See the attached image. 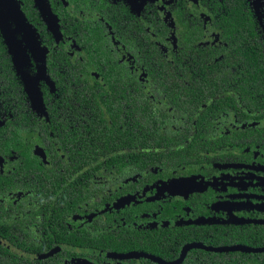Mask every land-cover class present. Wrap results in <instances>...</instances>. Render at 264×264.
I'll return each mask as SVG.
<instances>
[{
	"label": "flooded vegetation",
	"instance_id": "flooded-vegetation-1",
	"mask_svg": "<svg viewBox=\"0 0 264 264\" xmlns=\"http://www.w3.org/2000/svg\"><path fill=\"white\" fill-rule=\"evenodd\" d=\"M263 69L264 0H0V264H264Z\"/></svg>",
	"mask_w": 264,
	"mask_h": 264
},
{
	"label": "trees",
	"instance_id": "trees-1",
	"mask_svg": "<svg viewBox=\"0 0 264 264\" xmlns=\"http://www.w3.org/2000/svg\"><path fill=\"white\" fill-rule=\"evenodd\" d=\"M241 1V3H243L245 0H240ZM238 11V13H237V17H242V16H246V17H249L250 16V10H249V8L246 6V8H245V10H244V14H243V11L241 10V9H239L238 10V7H235V9H234V11ZM237 22L239 23L240 22V19H238L237 21H233V23H232V27H231V36L233 37V38H236V34L235 33H237L236 32V30H237ZM232 46H230V48H231ZM188 54V51H187V49H183V51H180V56L182 57V59H183V62H184V60H185V57H186V55ZM186 61H185V63H184V65H183V63H182V69L185 67V65H186ZM180 67V68H181ZM179 68V69H180ZM172 71H173V69H172ZM170 73H172V72H169V74ZM257 73V79L259 80V76H260V79L263 81H260L261 83H264V77L262 76V75H264V69L263 70H261L260 72H256ZM173 76L174 77H176L177 76V74L176 73H174L173 74ZM213 105V103L212 104H210L209 106H208V108H207V110L209 109V108H211V106ZM230 105V104H229ZM232 106H234V104H232ZM170 107V105H168L166 108H159V107H157V106H154V108L151 110V112H153V113H155V114H157L158 115V113L159 114H170L171 112H169L168 110H167V108H169ZM138 109H142L143 110V108H142V106L140 105V104H138V103H136L135 104V110H138ZM144 111V110H143ZM99 126H101V127H106L109 123H108V121L105 119V117L104 116H102V117H100L99 118ZM150 121L149 120H147L146 121V130H147V133H149V131L151 130L152 132H153V134H159V131L158 132H156L157 130H158V127L156 126V125H154V124H151L150 125ZM127 133H129V132H127ZM152 134V135H153ZM98 136L100 137V136H102V131H100V133L98 134ZM148 138H151V139H153V140H155L156 141V143H159V141L160 140H162L163 139V137L161 136V135H158V136H151V137H146V140L148 139ZM62 139H63V141H65V144H66V149H67V153H68V155L70 156V158H71V161H76L77 160V162L79 161V162H83L84 161V159H86V158H88V157H90V156H92V153H79V152H74V151H72L71 150V147H73V143L75 142V139H80L79 138V136H75V134L74 133H72V131H69V132H67V136H65V137H62ZM48 146L50 147V148H52V142L50 141L49 143H48ZM85 162L86 163H90V161H86L85 160ZM114 163H115V167L116 166H118V165H120V166H126V161H125V152H123V153H121L115 160H114ZM74 165H77V163L76 164H74ZM94 169H96V166H94L91 170H94ZM42 171H44V169L43 168H40L39 170H36L35 171V173H36V176H37V178L39 179V180H42V181H45V180H47L50 176L48 175V172L47 171H45L44 173H42Z\"/></svg>",
	"mask_w": 264,
	"mask_h": 264
},
{
	"label": "water",
	"instance_id": "water-1",
	"mask_svg": "<svg viewBox=\"0 0 264 264\" xmlns=\"http://www.w3.org/2000/svg\"><path fill=\"white\" fill-rule=\"evenodd\" d=\"M227 249H228V248H227ZM230 249H233V250H234V249H237V248H230Z\"/></svg>",
	"mask_w": 264,
	"mask_h": 264
}]
</instances>
